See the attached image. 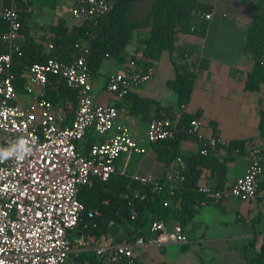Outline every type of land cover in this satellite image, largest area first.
Wrapping results in <instances>:
<instances>
[{
  "label": "built area",
  "instance_id": "1",
  "mask_svg": "<svg viewBox=\"0 0 264 264\" xmlns=\"http://www.w3.org/2000/svg\"><path fill=\"white\" fill-rule=\"evenodd\" d=\"M112 9L113 0H75L72 12L78 24H83L97 22ZM2 17L8 28L0 35V264H66L71 254L88 249H94L108 264L131 263L135 248L188 244L189 238L181 225L170 227L159 219L152 223L150 237H141L133 244L92 247L84 238L71 240L86 212L79 200L81 189L93 186L95 179L106 182L112 175L128 174L127 163L120 170L117 162L123 155L130 158L146 154L145 140L149 145L175 140L184 112L174 114V119L153 118L146 139H138L131 127L118 123L120 112L116 105L95 101L88 65L90 44L86 41L75 44L69 60L48 58L31 67L26 89L32 100L24 104L15 90L12 73L13 55L21 51L20 10L16 0H9ZM212 17L213 13H208L203 19L210 21ZM48 38L47 46L52 51L55 48L52 36ZM155 73L154 66L147 67L130 58L122 71L108 76L106 90L118 100H125L131 92L149 83ZM55 77L78 91L75 110L45 98ZM202 127L199 118L186 127L187 134L199 142L202 156L213 148L228 145L221 137L207 138ZM89 134L97 141L83 152L79 145ZM261 150L259 147L251 150L245 175L230 187L218 191L198 184L197 191L204 199L196 208L206 205L223 208L231 198L257 199L263 174ZM187 167L186 161L178 156L162 178L133 175L132 178L161 191L164 186L183 183ZM99 215V210L89 211V217Z\"/></svg>",
  "mask_w": 264,
  "mask_h": 264
},
{
  "label": "trees",
  "instance_id": "2",
  "mask_svg": "<svg viewBox=\"0 0 264 264\" xmlns=\"http://www.w3.org/2000/svg\"><path fill=\"white\" fill-rule=\"evenodd\" d=\"M16 2L20 10V34L27 39L25 44H21V51L13 55L12 73L17 94L28 92L27 74L35 63H44L48 58L69 60L75 44L85 41L90 44L88 65L91 80L99 75L103 62L108 59L125 64L131 58L150 67L165 54L175 56L173 63L176 77L167 81V87L176 92L180 107L189 103L198 71L207 68L208 62L204 58L191 61L193 52L185 46L177 45L179 35L205 37L209 21L204 20L203 16L213 13V8L200 0H157L150 12L148 34L139 36L138 46L130 58H127L126 49L135 35V27L129 21L135 0H113L112 11L97 22L76 24L70 29L60 18L52 28L54 34L51 42L55 46L52 51H49L46 45L48 43L43 45L29 36L32 17L30 2ZM256 3L260 6L261 13L248 26L245 44V53L252 62V69L247 74L245 83V89L250 92L260 91L264 87V1ZM7 5L9 0H0V35L8 28L2 17V11ZM131 93L126 99L130 98ZM45 98L75 110L79 94L69 88L64 80L55 77L48 86ZM150 103L153 102L135 99L131 105L138 107V113L147 115ZM165 117L175 118L168 109L161 108L158 104L156 118ZM195 118H199V114L183 113L178 123L176 139L160 143L163 146L156 148L158 159L168 167L178 156L186 161L188 167L183 183L174 187L164 186L161 191H157L153 186L136 182L130 174H115L106 182L95 179L93 186L84 187L80 191L79 200L85 205L86 212L71 234V240L84 238L90 241L92 247L133 244L141 237H150L152 223L157 219L163 220L170 227L179 224L184 228L193 221L198 212L196 206L204 199L197 191L204 169H210L215 175V184L212 186L214 189L222 191L227 188L228 159L221 160L219 154L222 150H239V153H244L248 141H233L227 146H218L211 149L207 156H202L200 152L183 155L180 143L195 139L186 132L187 125ZM260 122L264 135V110L260 111ZM96 141L89 134L79 145V149L87 152ZM165 203L168 205L165 206ZM92 210H99L100 215L89 217V211ZM242 254L244 258L248 257L246 248L242 250ZM257 259L259 264L264 263V247ZM70 260L71 264L107 263L106 259L100 258L92 250L71 254L66 264ZM126 263L127 261H122L120 264Z\"/></svg>",
  "mask_w": 264,
  "mask_h": 264
},
{
  "label": "crops",
  "instance_id": "3",
  "mask_svg": "<svg viewBox=\"0 0 264 264\" xmlns=\"http://www.w3.org/2000/svg\"><path fill=\"white\" fill-rule=\"evenodd\" d=\"M24 1L30 2L31 6L29 36L38 43L45 45L50 42L48 36L53 37L52 28L60 18L69 29L78 24L72 12L75 0ZM200 1L213 8V17L205 37L179 35L178 43L193 52L191 61L204 58L208 65L206 69L198 71L191 99L183 110L178 105L176 92L167 87V81L176 77L173 63L176 57L169 54L154 63V78L134 90L125 100H118L107 92L106 79L110 74L122 71L127 63L108 59L105 65L104 61L99 75L92 79L94 98L99 104L118 105V123L131 127L138 139L143 141L149 121L158 114V104L172 115L181 111L199 114L202 132L207 138L218 136L228 142L248 141L244 153L222 150L219 154L221 160L228 159L226 187L245 175L251 150L261 148L263 174L259 180V195L255 200L231 198L223 208L214 205L197 208L193 221L184 227L188 244L135 248L134 260L126 264H229L223 254L232 253L236 264H259L257 256L264 247V135L260 122V111L264 110V87L257 92L245 89L247 74L252 69L251 59L245 53L247 28L261 13V8L256 0ZM26 41L24 35L18 38L20 44ZM135 49L129 54L126 49L127 58ZM18 97L24 104L32 100L29 92L20 93ZM135 99L153 102L147 115L138 113V107L131 105ZM143 143L148 147V152L130 158L121 157L117 162L118 168L121 170L127 163L130 175L162 178L169 167L158 159L156 148L163 145H149L146 140ZM199 150L200 144L196 139L180 143L183 155H195ZM199 184L214 186L215 175L210 169L203 170ZM244 248L247 249V258L242 254ZM89 250L94 251H84Z\"/></svg>",
  "mask_w": 264,
  "mask_h": 264
},
{
  "label": "rangeland",
  "instance_id": "4",
  "mask_svg": "<svg viewBox=\"0 0 264 264\" xmlns=\"http://www.w3.org/2000/svg\"><path fill=\"white\" fill-rule=\"evenodd\" d=\"M155 1L156 0H135L132 11L129 15V21L135 27V35L133 37L132 42L127 47L128 54L131 53L134 48H137L139 36H141L142 34L146 35V33H148L147 31L149 27L148 23H149L150 12L152 10V7L155 5ZM177 45H179V43H177ZM104 64L107 65L106 60ZM104 69L105 68H103V70ZM122 158H126V155H123ZM75 249L78 250V247H76ZM223 256H226L227 263L236 264L234 258L232 257L235 256L233 253L223 254ZM68 264H71V260L69 261Z\"/></svg>",
  "mask_w": 264,
  "mask_h": 264
}]
</instances>
